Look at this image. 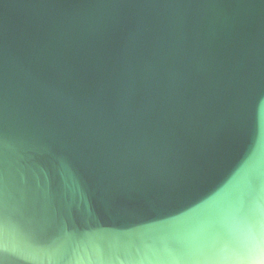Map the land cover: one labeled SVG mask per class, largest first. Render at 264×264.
I'll return each instance as SVG.
<instances>
[{
	"label": "water",
	"instance_id": "obj_1",
	"mask_svg": "<svg viewBox=\"0 0 264 264\" xmlns=\"http://www.w3.org/2000/svg\"><path fill=\"white\" fill-rule=\"evenodd\" d=\"M0 264H264V0H0Z\"/></svg>",
	"mask_w": 264,
	"mask_h": 264
}]
</instances>
